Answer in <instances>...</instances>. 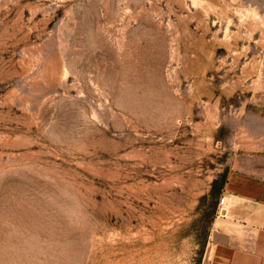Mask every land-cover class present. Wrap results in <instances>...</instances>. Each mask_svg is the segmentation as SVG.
<instances>
[{"label": "rangeland", "instance_id": "1", "mask_svg": "<svg viewBox=\"0 0 264 264\" xmlns=\"http://www.w3.org/2000/svg\"><path fill=\"white\" fill-rule=\"evenodd\" d=\"M264 143V0H0V264H206Z\"/></svg>", "mask_w": 264, "mask_h": 264}, {"label": "crops", "instance_id": "2", "mask_svg": "<svg viewBox=\"0 0 264 264\" xmlns=\"http://www.w3.org/2000/svg\"><path fill=\"white\" fill-rule=\"evenodd\" d=\"M219 196L206 264H264V143L234 158Z\"/></svg>", "mask_w": 264, "mask_h": 264}]
</instances>
